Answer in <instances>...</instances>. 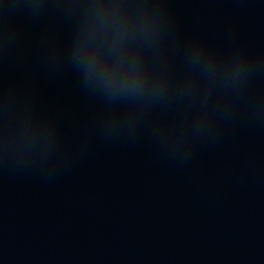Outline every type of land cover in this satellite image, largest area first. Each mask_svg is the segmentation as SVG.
I'll return each mask as SVG.
<instances>
[{"label": "water", "instance_id": "water-1", "mask_svg": "<svg viewBox=\"0 0 264 264\" xmlns=\"http://www.w3.org/2000/svg\"><path fill=\"white\" fill-rule=\"evenodd\" d=\"M0 264H264V0H0Z\"/></svg>", "mask_w": 264, "mask_h": 264}]
</instances>
